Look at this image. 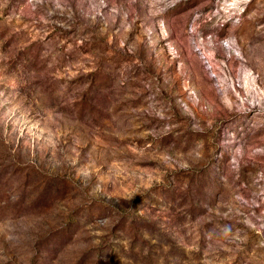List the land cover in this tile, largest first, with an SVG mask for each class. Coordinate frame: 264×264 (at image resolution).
I'll use <instances>...</instances> for the list:
<instances>
[{
  "label": "rangeland",
  "instance_id": "374dc122",
  "mask_svg": "<svg viewBox=\"0 0 264 264\" xmlns=\"http://www.w3.org/2000/svg\"><path fill=\"white\" fill-rule=\"evenodd\" d=\"M0 264H264V0H0Z\"/></svg>",
  "mask_w": 264,
  "mask_h": 264
}]
</instances>
